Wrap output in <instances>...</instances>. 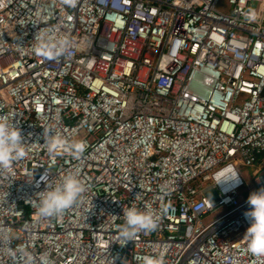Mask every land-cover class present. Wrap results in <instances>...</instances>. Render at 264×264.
I'll return each instance as SVG.
<instances>
[{"label": "built area", "instance_id": "2783aa9c", "mask_svg": "<svg viewBox=\"0 0 264 264\" xmlns=\"http://www.w3.org/2000/svg\"><path fill=\"white\" fill-rule=\"evenodd\" d=\"M39 30L74 46L38 56ZM261 69L264 0H0V118L27 153L0 168V264H22L21 247L50 264H141L162 251L164 264H264L243 239L241 174L264 188ZM45 129L85 151L50 154ZM226 164L240 183L214 187L213 205L205 193ZM69 171L86 190L61 216H38L41 175ZM131 206L158 227L125 245Z\"/></svg>", "mask_w": 264, "mask_h": 264}, {"label": "clouds", "instance_id": "9594fccd", "mask_svg": "<svg viewBox=\"0 0 264 264\" xmlns=\"http://www.w3.org/2000/svg\"><path fill=\"white\" fill-rule=\"evenodd\" d=\"M73 46L74 41L67 35L58 36L49 30H39L34 37L33 50L38 56L56 58L69 54ZM260 72L264 75V69ZM44 137L47 151L53 155L68 154L78 158L86 149L83 141H69L54 130L45 129ZM26 154L21 129L9 123L6 118H0V168L10 170L13 161L24 158ZM212 179V187L229 190L240 183V174L234 165L226 164L213 174ZM39 182L45 183V188L37 192L39 204L36 214L41 217L61 216L77 203L86 190L76 171H69L58 181L41 175ZM162 191L166 194V189ZM248 204L246 216L251 223L243 239L247 242V251L264 260V188L252 192L248 197ZM123 219L124 223L118 226V237L125 245L134 240L139 232L155 230L158 227L157 216L147 208L141 210L135 206L127 207L123 210ZM17 252L22 264H50L45 254L34 258L32 253L23 247L17 249ZM141 264H164V252L159 255H145Z\"/></svg>", "mask_w": 264, "mask_h": 264}, {"label": "water", "instance_id": "95a60500", "mask_svg": "<svg viewBox=\"0 0 264 264\" xmlns=\"http://www.w3.org/2000/svg\"><path fill=\"white\" fill-rule=\"evenodd\" d=\"M205 196L209 200V202L213 205L218 204L220 201V195L214 187H212L210 190H208L205 193Z\"/></svg>", "mask_w": 264, "mask_h": 264}, {"label": "rangeland", "instance_id": "374dc122", "mask_svg": "<svg viewBox=\"0 0 264 264\" xmlns=\"http://www.w3.org/2000/svg\"><path fill=\"white\" fill-rule=\"evenodd\" d=\"M223 6L225 7L226 6V4H225V1L223 2ZM250 174V173H252V170H249V171H243V172H241V174L243 175V177L245 178V181H246V183H247V189L249 188L250 190H251V193L252 192H254V191H256V188H255V186H254V184H253V178H254V176H253V178H246V175L247 174ZM254 173V172H253Z\"/></svg>", "mask_w": 264, "mask_h": 264}]
</instances>
